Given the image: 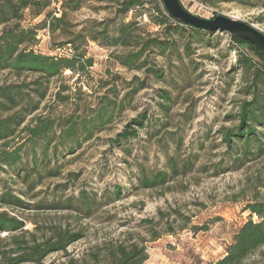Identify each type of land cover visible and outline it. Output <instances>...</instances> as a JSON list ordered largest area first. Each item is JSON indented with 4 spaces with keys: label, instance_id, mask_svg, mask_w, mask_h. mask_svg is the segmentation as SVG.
<instances>
[{
    "label": "rangeland",
    "instance_id": "1",
    "mask_svg": "<svg viewBox=\"0 0 264 264\" xmlns=\"http://www.w3.org/2000/svg\"><path fill=\"white\" fill-rule=\"evenodd\" d=\"M78 1L77 10H66L68 31L53 36L40 31L34 50L64 57L85 51L84 58L92 66L66 70L41 82L46 97L21 127H33L30 119L39 116V124L50 129L34 141L26 140L27 131L19 134L25 141L21 161L12 168L3 167L0 179L24 204L0 210L22 221L24 230L37 229L38 238L53 226H69L82 233L65 252L47 256L42 264H70L103 242L128 239L144 240L145 264L217 261L235 231L249 219L245 207L254 201L264 203V128L254 126L258 138L246 155L239 141L234 140L227 150L222 140L225 129L236 127L242 103L251 99L247 75L236 63L241 51L224 32L204 34L199 43L185 32L169 34L156 27L141 9L123 17L114 0ZM141 1L151 13L154 0ZM179 2L199 18L223 15L264 33L263 8ZM133 18L138 23L129 30L133 43L142 45L154 38L171 45L162 52L147 50L141 70L136 65L124 67L117 58L135 48L106 46L103 35L102 46L83 38L77 52L69 45L61 46L78 34L96 35L100 22L111 35L120 22ZM155 68L162 70V79L153 76L150 70ZM32 79L31 75L22 77L26 82ZM13 80L6 72L0 73V85ZM100 111L103 114L97 118ZM138 118L143 127L132 126L137 137L117 142V134ZM170 159L178 164L176 172ZM158 171L170 176L164 184L139 185L142 173ZM116 187L120 188L118 196ZM82 193L95 201L89 212L50 207L54 200L64 204ZM251 218L257 221L256 216ZM153 232L160 234L155 241L150 240ZM257 259L255 255L249 261Z\"/></svg>",
    "mask_w": 264,
    "mask_h": 264
},
{
    "label": "trees",
    "instance_id": "2",
    "mask_svg": "<svg viewBox=\"0 0 264 264\" xmlns=\"http://www.w3.org/2000/svg\"><path fill=\"white\" fill-rule=\"evenodd\" d=\"M202 1L210 6L217 3H234L264 9V0ZM114 2L119 6V13L123 17L134 9H141V13L148 15L153 25L163 28L169 34L178 31L185 32L188 38H195L197 42L202 43L204 34L215 33L191 28L171 18L161 0H154L152 14L143 9L141 0H114ZM79 7L78 0H0V73L6 72L14 79L0 85V170L2 172H5L3 167L12 168L21 161V147L25 141L19 138L20 133L27 131L29 135L26 140L34 141L42 138L50 129L48 125L39 124V116L30 119L29 123L34 124L33 127L29 125L21 127L28 117L39 110L41 102L46 97L47 89L42 87L41 82H49L61 76L66 70L73 71L76 68L83 70L85 66H92L91 60L84 58L85 51L71 57H64L45 55L34 50L39 43L37 37L40 31L45 30L51 36L59 31L61 33L68 31L70 25L66 20V10L74 11ZM37 18L42 19L36 24L30 22ZM134 18L127 23L120 22L111 35L106 29L102 30V22H100L97 26L101 29L96 35L83 37L78 34L61 46L69 45L71 50L77 52L83 39L102 46L103 35V42L106 46L135 48V51L117 58L120 65L128 68L136 65V70H141L146 62L142 61V58L147 50L162 52L170 43L154 38L142 45L133 43L129 30L138 24ZM229 39L232 46L241 51L236 63L247 75V89L251 99L242 103L237 114L236 127L225 129L222 140L227 150H231L234 140L239 141L243 146V155H246L250 143L258 138L254 126L264 128V53L248 42L233 37ZM150 71L157 79L163 78L162 70L155 68ZM27 75L33 77L32 81L22 80V77ZM62 91L63 89L57 94L59 95ZM162 99L169 100L167 95H162ZM102 114L103 112L100 111L97 118ZM132 126L142 128L143 120L133 119L121 133L117 134V142L137 137V131ZM87 135H90V131ZM16 139L18 141L14 142ZM259 144L263 143L259 142ZM170 164L174 169L173 172H176L178 168L176 161L170 159ZM169 177L162 171L142 173L139 185L142 188L155 187L164 184ZM6 184L0 179V208L2 206H23L24 203L19 197L12 195ZM115 191L118 196L120 188L116 187ZM75 200L78 205H73ZM75 200L68 199L64 203L67 205L54 200L50 207L66 206L70 209L89 212L95 205V201L83 193ZM245 210L250 213L249 219L235 231L231 243L225 247V254L209 264H264V203L254 201L248 204ZM252 216H256L257 221H253ZM142 223H147V221H142ZM148 224L152 223L148 222ZM35 230L32 232L24 230L22 221L10 215L6 210H0V264H42L47 256L56 252H65L69 245L83 237L80 231H75L69 226H53L48 234H43L40 238L37 237ZM1 234L5 235L1 237ZM159 237L160 234L153 232L150 240L155 241ZM143 242V239L103 242L91 248L82 259H71L69 263L145 264L148 255ZM255 255H258V259L249 261Z\"/></svg>",
    "mask_w": 264,
    "mask_h": 264
},
{
    "label": "water",
    "instance_id": "3",
    "mask_svg": "<svg viewBox=\"0 0 264 264\" xmlns=\"http://www.w3.org/2000/svg\"><path fill=\"white\" fill-rule=\"evenodd\" d=\"M168 15L178 20L180 23L191 28L212 32H224L230 37L248 42L264 53V33L260 32L252 25L218 15L212 19H202L189 13L179 2V0H161Z\"/></svg>",
    "mask_w": 264,
    "mask_h": 264
},
{
    "label": "built area",
    "instance_id": "4",
    "mask_svg": "<svg viewBox=\"0 0 264 264\" xmlns=\"http://www.w3.org/2000/svg\"><path fill=\"white\" fill-rule=\"evenodd\" d=\"M200 7L204 8V9H206V8H207L206 6H204V5H202V4H200Z\"/></svg>",
    "mask_w": 264,
    "mask_h": 264
}]
</instances>
